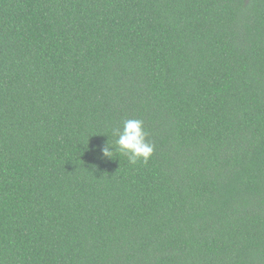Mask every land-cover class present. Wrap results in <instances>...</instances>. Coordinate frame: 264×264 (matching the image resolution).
Returning a JSON list of instances; mask_svg holds the SVG:
<instances>
[{"label":"trees","instance_id":"1","mask_svg":"<svg viewBox=\"0 0 264 264\" xmlns=\"http://www.w3.org/2000/svg\"><path fill=\"white\" fill-rule=\"evenodd\" d=\"M0 264H264V0H0Z\"/></svg>","mask_w":264,"mask_h":264},{"label":"clouds","instance_id":"2","mask_svg":"<svg viewBox=\"0 0 264 264\" xmlns=\"http://www.w3.org/2000/svg\"><path fill=\"white\" fill-rule=\"evenodd\" d=\"M115 135V145L108 142L101 147L102 157L112 159L115 153L123 154L128 158V162L135 165L138 161L147 163L151 158L154 146L147 142V132L144 129L143 121L139 119H127L123 122L122 129Z\"/></svg>","mask_w":264,"mask_h":264}]
</instances>
